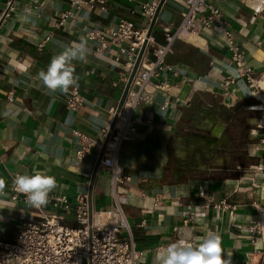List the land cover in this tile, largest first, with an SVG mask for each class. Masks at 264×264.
Returning <instances> with one entry per match:
<instances>
[{
    "label": "crops",
    "instance_id": "1",
    "mask_svg": "<svg viewBox=\"0 0 264 264\" xmlns=\"http://www.w3.org/2000/svg\"><path fill=\"white\" fill-rule=\"evenodd\" d=\"M158 1L107 0L104 11L84 4L57 26L58 15L70 8L68 0H0V179L5 181L0 240L14 235L21 217L37 216L20 196L12 197L13 177L35 170L56 178L49 201L65 196L71 209L63 222L78 225L72 205L78 194L88 193L98 149L78 157L72 130L101 141L125 86L114 85L122 64L117 48L93 53L89 30L114 26L121 17L148 27L141 4ZM210 2L229 20L258 81L264 79V11L256 12L253 0ZM182 11V0L164 1L152 31L157 41L163 40L164 28L180 23ZM81 40L89 52L72 63L85 100L71 111L67 93L48 90L39 73L64 46ZM230 55L218 26L177 39L165 59L175 73L159 78L168 88L154 91L152 103L135 109L136 130L122 144L117 162L130 175L118 190L136 248L143 251L137 264H153L159 249L179 239L197 244L210 230L221 236L232 264H261L264 258V100L243 78L223 88L226 76L235 73ZM208 109L212 114H205ZM246 111L254 117L246 118ZM226 126H231L227 135ZM111 206L108 171L98 167L92 212L101 216ZM253 222L259 233L249 230Z\"/></svg>",
    "mask_w": 264,
    "mask_h": 264
},
{
    "label": "built area",
    "instance_id": "2",
    "mask_svg": "<svg viewBox=\"0 0 264 264\" xmlns=\"http://www.w3.org/2000/svg\"><path fill=\"white\" fill-rule=\"evenodd\" d=\"M68 3L70 8L58 15L55 25H62L73 15L74 10L80 9L84 4L90 9L98 7L104 11L107 0H68ZM182 4L180 23L173 30L164 28L161 42L157 41L153 34L146 36L147 27H136L132 21L122 17L114 26L90 28L88 35L94 43L93 53L104 54L111 46H115L119 52L116 59L121 60L122 64L120 79L114 82L115 86L121 82L126 84L139 49L146 42L98 166L108 171L112 206L101 216L92 212L89 224L87 195L78 194L72 205L74 217L78 222V225L74 226L63 222L65 211L71 207L65 196H55L46 205L37 208L30 205L26 196L13 187L12 197L20 196L24 202L36 209L37 216L30 219L21 217L14 235L9 239L0 240V264H137L143 251L136 248L131 228L123 213L120 200L122 193L118 190L120 185L130 180V175L119 166L117 159L122 144L136 130L135 109L139 105L152 103L154 91L168 88V84L159 78L167 71L175 73V67L165 61L166 56L172 52L174 42L218 26L231 54L229 63L235 70V73L226 76L223 88L228 90L229 85L237 78H243L250 88L258 87L255 83L258 81L256 72L248 65L230 22L222 11L210 0H182ZM156 5L154 2L141 4V11L149 20ZM148 86H152L153 91H148ZM84 100L79 85L76 84L67 92L65 104L71 111H75L83 105ZM165 106L166 103L162 107ZM115 110L116 107L112 109V117ZM109 125L104 129L101 141L73 129L79 144L77 156L83 158L91 147H96L99 152ZM200 194L203 192L200 191ZM249 230L259 233L260 225L253 222ZM194 242L191 241L193 244Z\"/></svg>",
    "mask_w": 264,
    "mask_h": 264
},
{
    "label": "clouds",
    "instance_id": "3",
    "mask_svg": "<svg viewBox=\"0 0 264 264\" xmlns=\"http://www.w3.org/2000/svg\"><path fill=\"white\" fill-rule=\"evenodd\" d=\"M253 7L258 13L264 11V0H253ZM88 52L86 41L83 40L64 46L61 53L52 57L47 70L40 71L39 77L43 85L51 92L59 90L67 93L77 84L75 66L72 62L83 61ZM4 186L5 181L0 179V189ZM13 187L26 196L30 205L39 208L48 203L49 194L58 187V184L54 176L35 170L32 175L17 174L13 180ZM198 241L199 243L193 244L182 238L170 243L156 252L153 264H232L231 253H226L228 258H225L219 234L210 230L204 236L198 237Z\"/></svg>",
    "mask_w": 264,
    "mask_h": 264
},
{
    "label": "water",
    "instance_id": "4",
    "mask_svg": "<svg viewBox=\"0 0 264 264\" xmlns=\"http://www.w3.org/2000/svg\"><path fill=\"white\" fill-rule=\"evenodd\" d=\"M165 0H159L157 5H156V8H155V11L151 17V20H150V23H149V26L147 27V33H146V36L149 37L151 34H152V31H153V28L155 26V23H156V20H157V17H158V14H159V11L163 5ZM6 12H4V14H6ZM0 23H1V20H0ZM145 43L144 42L141 46V48L139 49V52H138V55H137V58L135 59V62H134V65H133V68L129 74V77H128V80L124 86V89L122 91V94H121V97L117 103V106H116V110H115V113L112 117V120H111V123L109 125V128L107 130V134L103 140V143H102V146L97 154V158H96V161H95V164H94V167H93V170H92V174H91V178H90V183H89V189H88V193H87V199H88V222L89 224L91 223V215H92V188H93V182H94V178H95V175H96V172H97V169H98V166H99V162H100V159H101V156L104 152V149H105V146L107 144V141H108V138H109V135L113 129V126L115 124V121H116V118H117V113L119 111V109L121 108L122 104H123V101L125 99V96L127 94V91H128V88H129V85H130V82L132 80V77L136 71V68H137V65L139 63V60L143 54V51H144V48H145Z\"/></svg>",
    "mask_w": 264,
    "mask_h": 264
},
{
    "label": "rangeland",
    "instance_id": "5",
    "mask_svg": "<svg viewBox=\"0 0 264 264\" xmlns=\"http://www.w3.org/2000/svg\"><path fill=\"white\" fill-rule=\"evenodd\" d=\"M247 84V83H246ZM247 86H248V84H247ZM248 89H250L251 90V93H256V95H259V97H262V100H264V88H261L260 86H258L256 89L255 88H250L249 86H248ZM262 94V95H261ZM248 100V102H250L251 104H255V102L257 103V104H259L258 103V101H256V100H254V99H252V98H249V99H247ZM261 103H264V101H261ZM245 115V117L247 118H249V119H251V118H253L254 117V115H253V113H250V112H245L244 113ZM247 143H248V147L250 148V149H252V147H253V143H254V141L252 140V141H247ZM262 144H264V139H262ZM248 151V150H247ZM261 264H264V258H262V262H261Z\"/></svg>",
    "mask_w": 264,
    "mask_h": 264
},
{
    "label": "bare ground",
    "instance_id": "6",
    "mask_svg": "<svg viewBox=\"0 0 264 264\" xmlns=\"http://www.w3.org/2000/svg\"><path fill=\"white\" fill-rule=\"evenodd\" d=\"M255 83L257 84V86H260L261 88H264V79L256 81ZM262 217H264V216H262ZM261 220H262L261 223H260V225L262 227L261 230H262V233H264V219H261Z\"/></svg>",
    "mask_w": 264,
    "mask_h": 264
},
{
    "label": "flooded vegetation",
    "instance_id": "7",
    "mask_svg": "<svg viewBox=\"0 0 264 264\" xmlns=\"http://www.w3.org/2000/svg\"><path fill=\"white\" fill-rule=\"evenodd\" d=\"M212 114V112H209V109H208V111H206V113L205 114ZM215 117V116H214ZM230 127L231 126H226L225 128H224V134H226L227 135V133H228V131H229V129H230ZM245 139H242L241 141H244Z\"/></svg>",
    "mask_w": 264,
    "mask_h": 264
}]
</instances>
